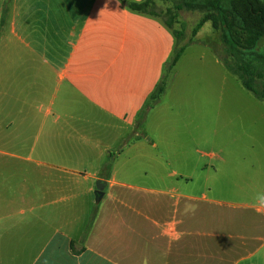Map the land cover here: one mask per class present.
Wrapping results in <instances>:
<instances>
[{
  "label": "crops",
  "instance_id": "obj_1",
  "mask_svg": "<svg viewBox=\"0 0 264 264\" xmlns=\"http://www.w3.org/2000/svg\"><path fill=\"white\" fill-rule=\"evenodd\" d=\"M47 1L0 5V264L249 262L250 237L224 226L239 208L200 175L205 155L158 131L168 88L151 128L148 118L135 130L175 53L173 30L119 0H56L54 14ZM149 129L152 167L174 169L134 182L149 173L120 157L142 152Z\"/></svg>",
  "mask_w": 264,
  "mask_h": 264
},
{
  "label": "rangeland",
  "instance_id": "obj_2",
  "mask_svg": "<svg viewBox=\"0 0 264 264\" xmlns=\"http://www.w3.org/2000/svg\"><path fill=\"white\" fill-rule=\"evenodd\" d=\"M7 1L0 0V5ZM55 2L49 1L50 5L47 1L46 6L47 10L52 9L53 14ZM154 2L163 12V18L168 9L176 14L173 29L183 34L177 40L176 50L186 48L178 65L172 70L166 68L164 81L168 90L162 97V104L168 106L172 114L167 120L160 121L167 124V129L161 126L158 131L181 137L187 145L185 148L198 147L200 153L206 156L199 161L200 167L207 166L200 175H208L212 194L239 208L231 213L232 221L224 226L234 229L238 236L250 237V249L255 247L257 253L246 264H264V218L254 210L253 201L254 193L264 191V100L247 91L238 78L226 69L223 60L228 56V49L224 44L226 36L223 29H215L209 21L194 35L198 23L216 9L190 10L185 0ZM69 3L72 1L69 0ZM240 60L264 75V42L260 49L243 50ZM261 81L264 82V78ZM151 104L152 100L139 116L135 130L148 118L151 128L153 119L147 116ZM140 133L141 143L138 146L143 151L133 147L120 159L145 168L149 173L145 176L139 169L140 173L133 174L129 180L151 184L156 173L167 177L174 167L164 162L163 167L155 171L150 158L157 152L147 138L148 135L150 139L152 130ZM131 141L134 142V139ZM82 142L77 140L76 144L83 146ZM196 158L191 155V159Z\"/></svg>",
  "mask_w": 264,
  "mask_h": 264
},
{
  "label": "trees",
  "instance_id": "obj_3",
  "mask_svg": "<svg viewBox=\"0 0 264 264\" xmlns=\"http://www.w3.org/2000/svg\"><path fill=\"white\" fill-rule=\"evenodd\" d=\"M120 1L133 12L161 19L169 29L173 30L176 41L182 37V32L179 33L173 29L176 24V14L172 10L168 9L163 18V12L158 9L154 0ZM185 3L190 10L209 9L210 7L216 9L215 12L206 14L198 23L193 31L194 35L209 21L215 29H223L226 36L224 44L228 49L226 50L228 56L223 60L226 69L238 78L247 91L259 99H264V82L261 81L264 75L260 71L252 70L244 60H240L243 50L260 49L264 42V0H185ZM178 9H181L180 6ZM185 50L186 48L178 51L175 49L165 71L167 67L172 70L177 65ZM165 90L166 83L163 76L155 92L149 98V101H153L150 108L159 101Z\"/></svg>",
  "mask_w": 264,
  "mask_h": 264
},
{
  "label": "clouds",
  "instance_id": "obj_4",
  "mask_svg": "<svg viewBox=\"0 0 264 264\" xmlns=\"http://www.w3.org/2000/svg\"><path fill=\"white\" fill-rule=\"evenodd\" d=\"M254 210L257 213H264V191H257L253 195Z\"/></svg>",
  "mask_w": 264,
  "mask_h": 264
},
{
  "label": "water",
  "instance_id": "obj_5",
  "mask_svg": "<svg viewBox=\"0 0 264 264\" xmlns=\"http://www.w3.org/2000/svg\"><path fill=\"white\" fill-rule=\"evenodd\" d=\"M105 187H106V183L103 181H98L96 183L95 197L97 202H99L103 197Z\"/></svg>",
  "mask_w": 264,
  "mask_h": 264
}]
</instances>
